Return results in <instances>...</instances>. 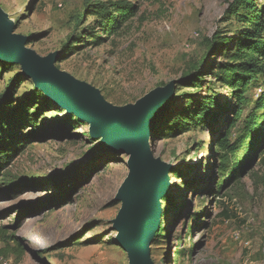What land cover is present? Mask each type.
I'll return each mask as SVG.
<instances>
[{"label":"rangeland","instance_id":"obj_1","mask_svg":"<svg viewBox=\"0 0 264 264\" xmlns=\"http://www.w3.org/2000/svg\"><path fill=\"white\" fill-rule=\"evenodd\" d=\"M263 7L264 0H0L28 49L60 52L56 69L115 107L175 83L150 132L155 157L172 166L149 248L154 264H264V162L223 176L216 147L223 136L234 143L245 135L253 115L264 119L263 70L241 92L221 78ZM102 143L20 65L0 62V264H130L115 225L129 157Z\"/></svg>","mask_w":264,"mask_h":264},{"label":"water","instance_id":"obj_2","mask_svg":"<svg viewBox=\"0 0 264 264\" xmlns=\"http://www.w3.org/2000/svg\"><path fill=\"white\" fill-rule=\"evenodd\" d=\"M59 56L57 51L40 57L28 49L27 40L14 33L13 24L0 10V62L20 65L26 78L58 100L57 107L63 108L62 103L70 110L68 114L78 113L94 137L104 138V151L130 158L129 173L117 194L122 201L115 221L118 244L129 255L130 264H154L149 248L159 231V198L166 195L172 166L155 157L150 130L174 99L175 83L150 92L133 105L115 107L93 87L57 70Z\"/></svg>","mask_w":264,"mask_h":264},{"label":"trees","instance_id":"obj_3","mask_svg":"<svg viewBox=\"0 0 264 264\" xmlns=\"http://www.w3.org/2000/svg\"><path fill=\"white\" fill-rule=\"evenodd\" d=\"M253 27L255 29L254 35L245 38L241 48H238L236 53L231 55L232 63L221 71V76H223L221 78H224L228 86L238 92L246 88L247 81L251 75L257 74V72L260 73L258 69L263 70L262 72L264 73V7L253 21ZM257 110H264V94L261 96L259 103H257ZM237 118L238 115H236V120ZM260 120H262L261 125L258 124ZM255 134L256 139L254 143L250 144ZM263 141L264 119L259 118L255 114L248 121L246 133L241 138L234 143H230L228 137L223 136L216 143L217 150L221 155L220 173L224 176V173L233 166L232 173L235 178H238L257 157H261L264 162ZM244 149L247 151L246 156L241 160L237 159L239 152ZM185 252L186 249L181 251L183 257ZM178 264H180V260Z\"/></svg>","mask_w":264,"mask_h":264},{"label":"bare ground","instance_id":"obj_4","mask_svg":"<svg viewBox=\"0 0 264 264\" xmlns=\"http://www.w3.org/2000/svg\"><path fill=\"white\" fill-rule=\"evenodd\" d=\"M8 23L12 24L11 21H10V19H8ZM80 83L86 85V84L83 83V82H80ZM43 93L46 94L48 100H49L51 103H53L54 105H55L56 103H58V100H57L55 97L48 95L44 90H43ZM59 105L63 107V109L66 111L67 114L70 113V110L66 107V105H64V104H62V103H61V104L59 103ZM72 113H73V112H72ZM74 114H75V116H76L77 118H80V115H79L78 113L75 112ZM151 131H152V129L150 130V132H151ZM150 134H151V133H150ZM102 139H103V143H104V138H101V140H102ZM103 143H102V145H103ZM129 160H130V158H129ZM168 177H169V176H168ZM167 186H168V185H167ZM166 188H167V187H166ZM165 191H166V190H165ZM164 195H165V194H164ZM159 200H160V202H161L162 197L159 198ZM161 215H162V213H161ZM160 219H161V217H160Z\"/></svg>","mask_w":264,"mask_h":264},{"label":"built area","instance_id":"obj_5","mask_svg":"<svg viewBox=\"0 0 264 264\" xmlns=\"http://www.w3.org/2000/svg\"><path fill=\"white\" fill-rule=\"evenodd\" d=\"M237 238H239V236L237 235Z\"/></svg>","mask_w":264,"mask_h":264}]
</instances>
